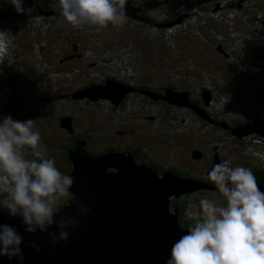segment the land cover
Here are the masks:
<instances>
[{
	"label": "rangeland",
	"instance_id": "rangeland-1",
	"mask_svg": "<svg viewBox=\"0 0 264 264\" xmlns=\"http://www.w3.org/2000/svg\"><path fill=\"white\" fill-rule=\"evenodd\" d=\"M24 1L30 5L37 0ZM171 1L173 2L169 0L168 3ZM191 2L190 0L192 8L196 9L197 6ZM9 3L10 0H0L1 14L6 10V4ZM183 3L188 5V1H183ZM198 14L200 11L193 14L185 26L171 30L168 34L162 31L163 35L152 36L150 39L143 35L144 32L138 31L133 24L127 21L123 27H115L111 24L107 28L73 27L71 25L52 27L50 23H47V19H35L31 16L20 23L13 19L2 18L0 31H7L12 46L8 49L4 63L0 64V122L9 115L13 120H33L34 130H39L48 158L53 159L56 167L59 168L62 163L56 154L58 150L56 152L55 145L60 140L65 141L61 128H65L64 126L71 121L67 123L64 118L61 123L63 126H57L55 116L60 111L58 105L54 107L46 105L49 112L43 118L37 119L36 111H40L38 109L40 104L49 102L45 98L41 101L37 98L39 94L46 97L54 87L64 94L76 84L92 80L99 74L101 78L102 74H110V72H116L119 76L122 72L127 73L128 71L142 74L151 72L157 84L164 83L166 87L175 91L169 99H177L174 94H181L183 100L186 96L191 100L188 91L193 92L200 85H204L218 93L211 98L215 103L222 101V105H226V101L231 102L230 106L224 108L226 110H233L239 105L248 107L247 104L255 103L264 113V95L245 80L237 58L240 54L245 58L264 63V42L256 40L246 30L238 28L229 19L226 20V17H224L225 20L219 21L218 13H214L213 19L210 14L201 12L204 16L201 23L200 20H196L195 16ZM27 15L30 13L25 16ZM126 15L142 16L138 9L131 5L130 0L126 3ZM226 21L228 25L223 24ZM127 30L130 31V35ZM211 31L214 33V38L210 35ZM235 33L239 36L233 37ZM200 35L204 38L219 40L224 49H229L230 59H235L240 70L233 66L234 62L222 59L218 54L213 53L208 44L200 41ZM72 40L78 43L80 58L68 62L65 58L69 56L66 54L60 58L61 61H57ZM90 63H94V66L89 65ZM118 67H123L126 71ZM64 73L65 77L62 79L56 77L63 76ZM36 76H39L38 81ZM106 88L114 90L112 86ZM13 93L18 94L20 101H16L19 104H14L10 100ZM100 99L105 98L97 96L96 100H99L97 105L90 109H87L81 102L76 105L71 104L64 109L73 115L74 127L82 133V138L86 137L84 132L90 133L91 141L88 146L90 149H95L96 143H103L106 136L110 137L115 130L126 127L111 112L108 115L107 105ZM31 103H36V106H30ZM174 122L179 123L178 120ZM198 124V120L189 115L184 118L182 125L177 124L174 129L167 126L164 121L157 122L156 139L153 146L155 158L167 162L169 157H175L185 161V163L178 161L180 165L178 168L200 173V161L196 162L192 159L195 156L190 150L193 146L202 148V156L206 158L211 140H214L220 144L223 154L230 162V167H248L252 169L255 176L259 174L258 165L261 158L264 160L263 153L256 152L258 158L246 153H231L226 136L211 129H205L203 133ZM108 131H110L109 134ZM200 132L202 140H200ZM32 156L33 153L29 149L26 152V158L31 159ZM204 167L205 165L202 169ZM204 191L200 195L189 197L188 205L190 203L198 205L203 198L214 200L220 206L226 205L224 197L215 195V190Z\"/></svg>",
	"mask_w": 264,
	"mask_h": 264
},
{
	"label": "clouds",
	"instance_id": "clouds-1",
	"mask_svg": "<svg viewBox=\"0 0 264 264\" xmlns=\"http://www.w3.org/2000/svg\"><path fill=\"white\" fill-rule=\"evenodd\" d=\"M18 14H28L23 0H10ZM127 0H59L56 11L62 22L73 27L109 24L123 27L126 22ZM11 40L7 31H0V64L8 55ZM35 122L13 120L6 116L0 122V210L9 217H19L30 234L48 232L54 224L57 233L49 232L52 245L67 242L69 227L75 228V218L57 222L54 217L62 198H74L70 192L75 178L62 174L55 161L48 158ZM31 150L34 159L26 158ZM258 155V154H257ZM226 201L203 198L190 203L186 216L194 226L172 246L166 264H264V192H261L251 168L230 167L227 160L216 164L208 174ZM82 213L90 212L77 203ZM23 236L9 224H0V256L24 259ZM39 251L35 243L30 245Z\"/></svg>",
	"mask_w": 264,
	"mask_h": 264
},
{
	"label": "water",
	"instance_id": "water-1",
	"mask_svg": "<svg viewBox=\"0 0 264 264\" xmlns=\"http://www.w3.org/2000/svg\"><path fill=\"white\" fill-rule=\"evenodd\" d=\"M114 83L82 88L72 96H108L107 86L114 88L111 91L121 89ZM65 120L69 123L67 117ZM224 135L264 137V121L230 125ZM77 143L68 144V150L61 153L62 174L75 178L70 189L74 198L57 207L54 219L75 218L78 226L64 229L69 232L67 242L52 245L48 233L59 231L55 224L48 232L30 234L19 217L0 210V224L12 225L24 238L20 246L23 261L0 256V264H166L173 244L190 228L180 224L169 197L199 190V182L171 171L158 173L135 163L128 153L90 156L83 140ZM77 203L91 211L82 214ZM32 243L39 251L30 246Z\"/></svg>",
	"mask_w": 264,
	"mask_h": 264
},
{
	"label": "flooded vegetation",
	"instance_id": "flooded-vegetation-1",
	"mask_svg": "<svg viewBox=\"0 0 264 264\" xmlns=\"http://www.w3.org/2000/svg\"><path fill=\"white\" fill-rule=\"evenodd\" d=\"M139 1H140V4L137 3L138 0H130L131 5L134 8L136 7L138 9V12L142 15L140 17L143 19L146 18L145 20H148L149 18L147 15H145L147 14L145 10L150 9L149 7L152 6V4L155 5V3L153 2L154 0H139ZM179 1L182 2L185 0H179ZM221 2L222 0H218L216 5L218 7H220L219 5L222 6V4H220ZM229 2L230 1L227 0L225 5L229 6L228 5ZM58 3H59V0H51V4H50L51 8L58 6ZM204 4H205V0H200V23H201L202 17H204L201 14V12L210 14V16H212V18L214 19L215 17L214 12H216V10L218 9L217 6L210 8L209 10L210 13H209L205 10L206 7ZM254 6H255L254 4H250L247 2H242V4L240 5V7H244L250 13H253L252 8ZM5 7H6V10L2 14H7L8 17H12V15L17 14V12L15 11L11 3L6 4ZM23 7L25 9H28L29 7V4H27V2L24 0H23ZM182 7L184 8V6ZM29 13L30 15H27V17L24 15H21V17L16 18V20L19 21L22 18L26 19V18H29V16L35 19L36 18H40L41 20L47 19L48 21L62 20L59 15H55V14L53 16L49 15V17H45L43 15H40L39 13H37L38 14L37 15L32 10ZM146 24H149V26L151 25V23H146ZM262 26L264 27V23ZM223 33L225 34V32ZM212 38L214 37L212 36ZM212 38H204L203 36L200 35V41L208 44V46L212 49L213 53L218 54L222 59L225 58L228 61L230 60L232 62H235L234 61L235 59H230L229 49L228 50L224 49L221 46V42L219 40L217 39L212 40ZM254 38L258 40L256 37ZM73 48L75 49V47ZM227 48H228V45H227ZM79 52L80 51L78 50V48H76V50L70 51V47L66 46V51L63 53L64 55L62 54V56H59L57 58V61H61L60 58H63L66 54H68L69 56V58H65L67 59L68 62H70L72 59L80 58L81 54ZM89 65L94 66V63H90ZM118 68L122 69L123 71H126V69L123 67H118ZM261 70L264 71V69H261ZM99 75H97L98 77L92 80H89V83L84 85L82 88H87V87L97 85V84L101 86L102 84H105L108 81H113L115 83H118L121 86V95L116 99L112 97H108V96H103V98L105 99H101V100L104 101L105 104L107 105V108L109 110L108 115H110V112H111V114L114 115V117L117 118L118 121L122 122V124L125 125L126 127H123V128L120 127L119 129L115 130V132H112L110 137L107 135L103 143L95 144L94 146L95 149L88 148L89 142L91 141L90 136H89L90 133L84 132L83 134H85L86 136L84 138H82V136L81 137L79 136L78 141L83 140V148L85 152L90 156L99 155L103 153H117V152L118 153L121 152L124 154L128 153L133 156V160L135 161V163L146 164L156 172H162V171L172 172L174 170L183 171L185 169L178 168L180 167V165H178V161H180L181 163H185V161L183 160H178L175 157L173 158L169 157L166 162V161H163L162 159L155 158L156 155L153 154V146L155 145L157 122L159 123L161 121H164L167 126L174 129V126H176L177 124L182 125L185 117L187 118L188 115L192 117L193 115L190 114L192 112L193 114L196 113L197 115L200 116V123L198 122L200 131L204 133L203 130L211 129V130L218 131L223 135L225 134V132L223 131L221 132L220 130L215 129L214 126H211V125H216V122L213 120V118L211 117L207 109L210 108V109L217 111L219 108V105L217 104L219 102L217 101V103H215L213 99H211L213 97V94L211 93L210 90H209L210 92L207 90V89H211L210 87L205 89L206 86L200 85L193 92L188 91V96L190 97L191 100H189V98L187 97L188 98L186 100L187 102L174 99L176 100L178 104L184 105V108L177 107V106L171 107V109L167 111V113L170 116H167L165 112L163 111L165 110L166 103L160 100L159 98L160 97L166 98L167 96L170 97L171 95L167 92L168 90L172 92H175V91L166 87L167 85L165 86L164 83L157 84L156 79L151 72L142 74L141 72L130 73L128 71L127 73L122 72L120 76L116 72H110V74L109 73L102 74L101 78ZM75 91L77 90H73L71 91V93ZM160 92L162 94H160ZM71 93H68L67 95ZM64 94H62V97H65ZM199 95H200V99H199ZM201 99L203 100L207 109L201 106V104L199 106L198 100L201 101ZM109 100L114 104L113 106L109 104ZM231 114L235 115L234 117H237V118L241 117L242 119V115H240L236 110H231ZM114 117L110 116V118H114ZM175 120H178L179 123L174 122ZM247 120L264 121V118L257 116V115H250V117L247 118ZM146 121H148L149 123H147ZM206 122L208 124H206ZM239 123H242V122H239ZM218 125H220L219 122H218ZM64 132L62 136L64 135L65 140L74 139V137L77 136V134L79 133L73 125H70V128L67 130V132L66 131ZM109 133L110 131H108V134ZM137 133H139V135H137ZM224 136H226L228 139H230V141H232V139L229 138L228 135H224ZM249 139H253L259 142L258 144L262 143L264 145V137L244 136L241 139H239L242 145L234 143L237 146L234 148V150L236 152H247L244 147L247 144H249ZM200 140H202L201 132H200ZM60 143H63L62 140H60L58 144L55 145L56 152L59 149ZM217 143L218 142L211 140V145H209L210 150H208V152L206 153V158L202 156L203 154L202 148L193 146V149L191 148L192 150H190L191 154L195 156V158H192V159H194V161L196 162L200 161V178L199 177L192 178V176H189L188 178H191L192 180L199 182V187H200L199 190L201 193H204L205 192L204 190H209V192L211 190L217 191L215 189V184L205 177V175L208 176L209 172L212 170V168L216 164L221 163L222 161L225 160L224 158H221L225 156L219 150ZM86 149L91 150L92 153L88 152ZM204 165L205 167L202 169ZM106 170L108 171V167H106ZM259 176H262V178L264 179L263 172H261ZM184 193H181V194H184ZM215 195L217 194L215 193ZM177 197H173V198H177ZM171 199H170V202H171ZM171 207H174V206H171Z\"/></svg>",
	"mask_w": 264,
	"mask_h": 264
},
{
	"label": "trees",
	"instance_id": "trees-1",
	"mask_svg": "<svg viewBox=\"0 0 264 264\" xmlns=\"http://www.w3.org/2000/svg\"><path fill=\"white\" fill-rule=\"evenodd\" d=\"M169 0H154L153 2L155 3V5L152 4V6H150V9H146V13L145 15L148 16V20H145L141 17H131L126 15V20L127 22H129L130 24H133V26L141 32H144L143 35L146 36L148 39H150V37L152 36H160L163 35V32H166L167 34L174 29L180 28L185 26L188 22L187 20H191V18L193 17V14H196L197 11H200V0H191L194 5L197 6L196 9H193L192 6L190 5V0H185L188 1V5H185L182 2H180L179 0L176 2V0H173V2L171 1L170 3H168ZM217 1L218 0H205V7H206V11L209 12L210 8H213L215 6H217ZM229 6L225 5V3L227 2V0H222V2L219 5L220 7H218V9L216 10V12L214 13H219L220 17L218 18L219 21L222 20H230L232 21V23L237 26L238 28H242L243 30H246L250 36L252 37H256L259 41L263 42L264 41V27L262 26L264 23V0H229ZM242 2H247L250 4H254L255 6L252 8L253 13H250L248 10H246L244 7H240V5L242 4ZM138 4H140V1L138 0L137 2ZM144 3V2H142ZM51 4V0H37L34 1L33 3H31L28 7V9H31L32 11H34L36 14L39 13L40 15H43L45 17H49V15H59L58 12L56 11V7H52L50 6ZM184 6V8L182 7ZM203 13V12H202ZM210 13V12H209ZM21 15H26V14H14L12 15V17H8L7 14H0V20H2V18H8V19H13L16 22L20 23L22 22V19L17 21L16 18L21 17ZM38 15V14H37ZM196 20H200V14H198V16H195ZM224 17H226L224 19ZM261 20H260V19ZM0 21V23H2ZM47 23H50V26L54 27V26H60V25H68L64 22H62V20L58 21V20H54V21H47ZM146 23H151V26H149V24ZM224 25H228V22H224ZM127 32H129L130 35V31L127 30ZM159 32V33H158ZM213 36V32H210ZM227 34H229L230 32H226ZM258 36H257V35ZM239 36L238 33H235L233 35V37ZM130 38V36H129ZM73 43V45H72ZM131 45V43H130ZM78 48V43L74 40H72L69 43V47H70V51L76 50L73 47ZM73 49V50H72ZM69 58V57H68ZM238 61L241 63V67L242 70L239 69L238 64H236L235 62L233 63V66L240 70L245 78L246 81H248L250 83V85L254 88H256L257 90L261 91L264 95V71L261 69H264V63H260L258 61L255 60H251V58H245L242 55L238 54L237 55ZM135 61V60H134ZM137 64H139V62H137ZM250 76H249V75ZM38 75V73H37ZM58 78H63L65 77V73L63 74V76H56ZM37 81L39 79V76H36ZM46 78V77H44ZM87 83H89V81H84L83 83H79L76 84L74 88H72L70 91H66L65 92V97H62V92H59L57 90L56 87H54L53 90H50V94L46 95V97H43L39 94L37 100L41 101L42 98H45L46 100H49V102L47 104H40L39 106V110L40 111H36V115L38 116L37 119L43 118L48 112V108L46 105H58L59 108V112H57V115L55 116V120L57 123L58 127H61L63 125H61L62 120L64 118H68L69 121H71V123H69L67 126H64L65 128H61L62 131H66L70 128V125L74 126V121H72L73 115L71 114V112H68L67 110H64L66 107L70 106L71 104L76 105V103L81 102L82 104H84V106L87 109H90L94 106H96L97 102L99 100H96L97 98H91L90 96L87 95H77V96H72V94L74 92L71 93V91L73 90H79L80 88H82L84 85H86ZM174 88V87H172ZM209 88L208 86H206L205 89ZM208 91L210 90L211 93L213 95H215L216 91L213 89H207ZM209 91V92H210ZM68 93H71L69 95H67ZM160 94H162L160 92ZM197 97V95H196ZM151 98V97H150ZM18 94L13 93V95L11 94L10 100L12 101V103L14 104H19L20 101L18 100ZM153 99V97H152ZM160 100L164 101L166 103L165 106V110H163L165 112V114L167 116H170L167 111L171 109V107L177 106V107H181L184 108V105L178 104L175 101H170L167 98L164 97H160ZM199 99H200V95H199ZM17 100V101H16ZM57 101V103H55V101ZM101 100V99H100ZM198 104L200 106H203L204 108H206V105L204 104L203 100L201 99V101L198 100ZM109 104L110 105H114L110 100H109ZM224 104V103H223ZM226 105H222V101H220L217 105H219V108L217 111L213 110V109H207V111L209 112V114L211 115V117L213 118V120L216 122V125H218V122L220 123V125L216 126V125H211L214 126L215 129L220 130L221 132H225L227 133L228 131H230V125L234 126L239 122H243L245 120H247V118L250 117V115H257L260 116L262 118H264V113H262L259 108L256 106L255 103H250L247 104L248 107L243 106V105H239L238 108H233V110H236L240 115H242V119L241 117L237 118L234 117L235 115L231 114V110L230 109H224L225 107H228L231 105L230 101H226L225 102ZM30 106L35 107L36 103H31ZM74 112V110H72ZM195 113V112H194ZM191 115H193L192 117L194 119H197L198 122L200 123V116L197 115L196 113L193 114L192 112L190 113ZM246 118V119H245ZM55 123V124H56ZM206 124H208L206 122ZM219 128V129H218ZM78 131V130H77ZM79 133L77 134V136L74 137V139H67L65 140V142L60 143L59 145V149L57 152L58 157L61 160L62 163V157H61V153L65 152L68 150V144L78 142V137L82 136V133L80 131H78ZM65 133V132H64ZM229 138L232 139V141H230V139H228V143L230 145V152L234 153L236 152L234 150L235 147H237L234 143L242 145L240 140L242 137L244 136H231L228 135ZM232 143V144H231ZM259 142L253 140V139H249V144H247L244 148L247 152H240V153H246L249 154V156L254 157V158H258V156L256 155V152L259 153H263V157H264V145L258 144ZM219 150L221 151V153L223 154L222 150H221V146L219 143H217ZM88 152L92 153L91 150L86 149ZM227 150V149H226ZM118 153V152H117ZM121 153V152H120ZM225 156V154H223ZM34 155L31 157V159H34ZM224 158L225 160H227L226 156L225 157H221ZM260 167V171L259 174H261V172L264 173V160L263 158H261V160L259 161V165ZM61 173L63 172V164H61V166L58 168ZM174 172L178 175H183L184 177H189L192 176L193 177H199L200 178V173H194L192 171H189L187 169L183 170V171H177L174 170ZM160 173V172H158ZM258 175H254L256 180H257V185L260 188V191H264V179L262 178V176ZM206 178H208L207 175H205ZM215 193L218 196H222L221 193H219V191H215ZM201 192L200 190H194L191 192H186L184 194H180L177 198H172L171 199V206H174L177 208V213H178V219L180 224H182L185 227H193L194 226V221L193 220H189L186 216V210L188 208V198L193 196V195H200ZM6 194H0V201H2L5 198ZM63 202H66V199L62 198L61 201L58 203L57 207H60Z\"/></svg>",
	"mask_w": 264,
	"mask_h": 264
},
{
	"label": "bare ground",
	"instance_id": "bare-ground-1",
	"mask_svg": "<svg viewBox=\"0 0 264 264\" xmlns=\"http://www.w3.org/2000/svg\"><path fill=\"white\" fill-rule=\"evenodd\" d=\"M105 92H108V96L110 97H112V98H118L120 95H121V89H119L118 91H111V90H105ZM171 96L173 95V93L174 92H172V91H170V90H168L167 91ZM114 94H115V96H114ZM98 96V95H97ZM97 96H95V94H92V96H91V98H97ZM174 97H176L179 101H186L187 100V96L185 97L186 99L185 100H183L182 98H183V96L181 95V94H174ZM180 99H182V100H180ZM187 102V101H186Z\"/></svg>",
	"mask_w": 264,
	"mask_h": 264
}]
</instances>
